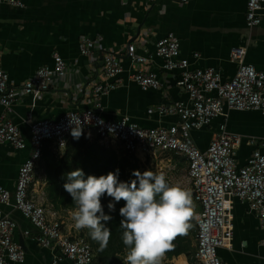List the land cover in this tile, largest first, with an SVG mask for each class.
Masks as SVG:
<instances>
[{"label":"crops","instance_id":"1","mask_svg":"<svg viewBox=\"0 0 264 264\" xmlns=\"http://www.w3.org/2000/svg\"><path fill=\"white\" fill-rule=\"evenodd\" d=\"M20 1L25 4L24 8L0 3V67L8 74L9 83L21 87L37 69L52 66L54 53L66 63L65 75H53L49 88L40 96L21 94L12 105L9 117L26 141L29 137L25 122L28 116L31 119H57L69 109L81 110L93 105V84L112 80L102 73V53L119 56L123 67L120 74L123 83L100 97V113L104 119L119 120L127 116L138 126L146 128L178 122L176 115L147 113V109L159 103L188 101L187 93L176 84L179 71H161V61L151 56L154 42L168 31H174L178 37L179 57L188 59L189 69L215 67L222 79L228 80L237 69V62L231 59V51L242 48L244 62L252 64L258 71H264V9L260 23L248 28L245 24L246 0H187L185 3L172 0ZM83 37L93 39L97 44L92 57L80 53ZM127 43L134 44L136 53L150 56L145 66L157 71L162 82L159 89L142 91L128 79L131 67L124 57ZM194 53L198 56L195 57ZM2 110L0 107V112ZM221 124L227 131L242 136L235 159L238 166L244 165L257 147L250 142V138H264V114L256 110L224 109L209 125L192 130L196 146L205 150ZM105 147L113 148L112 145ZM259 149L264 152V147ZM26 154L27 149L18 150L8 143H0V187L14 191L18 167ZM176 158L181 160L180 167H186L183 157L176 155ZM184 179L187 181L186 170ZM28 194L63 219L66 227H72L75 232L71 219L73 209L54 210L47 202L45 174L40 168L35 169L34 183L29 187ZM194 204L196 213L199 205ZM0 209L9 212L16 221L14 239L19 243L22 239L24 244L25 259L18 264H53L59 251L39 246L31 238L37 229L19 211L2 204ZM233 211L232 246L219 249V255L230 264H264V233L256 217L245 202L237 199L234 200ZM25 230L30 234H24ZM92 250L93 264H125L126 250L102 257L94 248ZM178 258L184 259L186 264L194 260L188 261L182 255L172 256L171 259L164 256L161 264H176ZM57 264L71 262L63 259Z\"/></svg>","mask_w":264,"mask_h":264},{"label":"built area","instance_id":"2","mask_svg":"<svg viewBox=\"0 0 264 264\" xmlns=\"http://www.w3.org/2000/svg\"><path fill=\"white\" fill-rule=\"evenodd\" d=\"M185 3L187 0H172ZM13 7L24 8L20 0H0ZM264 0H246V27H256L261 20ZM97 44L83 37L80 53L92 57ZM180 44L174 31H168L154 42L151 56L161 62L159 68L167 73L179 71L176 84L186 93L188 101L176 100L171 104H156L147 109L148 114L176 115L178 122L167 126L141 127L124 116L119 120H106L101 116L100 97L123 83L121 58L111 53H102L101 70L112 80L96 82L92 86L95 101L84 109H69L57 119L27 117L28 141L9 117L12 105L21 94L38 97L49 88L53 75L63 77L65 60L57 53L52 55V66H42L21 87L9 83L8 74L0 67V143H8L18 150L27 149V154L18 167L15 189L10 192L0 187V204L10 205L37 229L31 238L42 247L57 249L59 255L52 263L68 259L71 264H93L94 254L89 241L81 231L66 227V222L54 212L30 197L29 187L34 183V172L42 156L43 147L49 145L60 154L70 136L69 119L83 125L84 134L97 138L100 144L112 145L134 156L174 153L186 162V178L193 201L199 205L194 216L195 248L192 256L197 264H230L219 255V249L232 246L235 214L234 200L245 202L264 233V138H250L257 147L242 166L236 163L235 155L242 136L227 131L224 124L210 138L205 150L193 141L192 130H198L220 116L224 109L256 110L264 114V71L244 62V50L233 48L231 59L237 62L234 75L223 80L215 67L189 69L187 58L179 57ZM194 56H198L194 53ZM131 69L128 79L142 90L159 89L162 82L156 70L145 63L150 56L136 53L133 43H127L124 53ZM13 199L12 203L10 200ZM16 221L9 212L0 209V264L23 263L25 250L14 239ZM24 234L29 235L25 230ZM264 245V240L262 241Z\"/></svg>","mask_w":264,"mask_h":264},{"label":"clouds","instance_id":"3","mask_svg":"<svg viewBox=\"0 0 264 264\" xmlns=\"http://www.w3.org/2000/svg\"><path fill=\"white\" fill-rule=\"evenodd\" d=\"M69 127L74 140L84 135L81 121L76 125L69 119ZM90 135L86 134V138ZM118 174L117 169L98 177L85 176L79 168L65 174L67 182L63 188L75 206L71 213L73 227L77 231L88 230L89 237L103 251L112 234L104 222L112 217L104 213L101 199L105 195L112 198L109 211L123 200L119 215L125 264H161L173 241L191 228L190 221L195 216L191 193L152 170H134L135 179L128 182L118 180Z\"/></svg>","mask_w":264,"mask_h":264},{"label":"trees","instance_id":"4","mask_svg":"<svg viewBox=\"0 0 264 264\" xmlns=\"http://www.w3.org/2000/svg\"><path fill=\"white\" fill-rule=\"evenodd\" d=\"M120 155L115 149L105 147L100 144L97 138H86L82 135L79 140H74L70 135L66 143V147L62 153H54L49 146L43 147L42 156L37 162V168H40L45 174L46 179V198L49 205L54 209H74L71 196L64 190L63 184L67 182L66 173L81 169L85 176L87 175H106L108 172L119 170L118 180L128 182L135 179L132 176L134 170L141 173L145 171L137 163L138 159L132 154ZM176 157V155H175ZM112 201L111 197L103 196L101 203L104 213L110 215L112 219L104 222L105 226L111 231V237L108 246L101 251L97 242L93 241L88 234V230H83L82 234L89 241L92 249L98 252L99 256L113 255L115 252L126 250L123 245L121 236L123 229L120 227L122 217L119 215V209L124 206V201L121 200L115 203V209L109 211L108 204ZM194 226L193 219L190 221ZM189 231L186 235L178 236L173 241V247L166 252L167 259L172 256L182 255L192 261L190 242L187 239ZM183 259L178 258L176 264ZM164 264H170L165 262Z\"/></svg>","mask_w":264,"mask_h":264},{"label":"rangeland","instance_id":"5","mask_svg":"<svg viewBox=\"0 0 264 264\" xmlns=\"http://www.w3.org/2000/svg\"><path fill=\"white\" fill-rule=\"evenodd\" d=\"M112 147L116 149V151L120 155H126L124 151H122L118 146L117 141H113ZM137 157V163L145 170H152L155 173H165V177L168 183L173 185H179L182 188L189 191L188 181L184 179L186 167H180L179 164L181 160L174 157L172 153H156L154 155H139ZM187 182V183H186ZM189 233L187 235V239L190 242L191 252H193L195 248V227L191 225V228L188 230ZM87 238V236H86ZM178 264H186L183 259ZM190 264H197L194 260L190 262Z\"/></svg>","mask_w":264,"mask_h":264},{"label":"water","instance_id":"6","mask_svg":"<svg viewBox=\"0 0 264 264\" xmlns=\"http://www.w3.org/2000/svg\"><path fill=\"white\" fill-rule=\"evenodd\" d=\"M20 244L22 245V247L24 248V244L22 242V239H20Z\"/></svg>","mask_w":264,"mask_h":264}]
</instances>
